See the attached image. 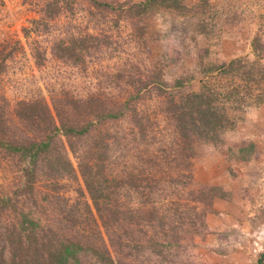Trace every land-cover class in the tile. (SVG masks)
<instances>
[{"label":"rangeland","instance_id":"obj_1","mask_svg":"<svg viewBox=\"0 0 264 264\" xmlns=\"http://www.w3.org/2000/svg\"><path fill=\"white\" fill-rule=\"evenodd\" d=\"M100 1L108 5L93 0H0V127L8 134L26 137L41 131V122L30 125L17 116L21 102L43 101L52 108L58 101L83 99L81 110L73 104L66 107H71L70 119L84 121L100 109L120 105L145 81L162 78L173 87L180 78L184 84L173 88L174 92L199 91L215 79L207 70L237 57L253 61V40L259 36L264 43V0H207L197 9L194 5L201 0H185L190 7L187 14L161 6L133 14L118 5L143 0ZM48 4H54L55 17L48 15ZM89 35L97 37L99 45L86 52L85 62L60 59L53 50L60 38ZM38 51L43 59L40 64ZM260 63L264 66V58ZM242 80L227 77L226 82L235 86L244 84ZM258 89L254 88L255 94L242 108L231 106L237 123L221 141L196 145L192 187L219 186L218 192L223 193L214 200L205 233L195 237L187 252L170 254L176 258L151 251L149 244L143 251L134 243L113 247L116 264H257L264 253V101L256 99ZM160 99L166 100L153 91L136 103L150 114ZM160 123L165 125L163 116ZM131 125L130 116L97 124L79 146L87 148L107 134L125 136L118 147L113 143L110 163L119 161L127 141L133 139ZM57 143L49 156L65 151L66 144ZM68 154L76 172L50 178L38 169L36 189L29 193L23 170L28 159L0 146V196L12 198L14 205L3 212V221H16L10 211L22 210L41 221V230L52 228L57 236L73 235L66 215L78 209L77 213L89 216L91 201L79 159L71 151ZM122 241L129 240L123 237ZM93 262L95 258L87 255L78 264Z\"/></svg>","mask_w":264,"mask_h":264},{"label":"trees","instance_id":"obj_2","mask_svg":"<svg viewBox=\"0 0 264 264\" xmlns=\"http://www.w3.org/2000/svg\"><path fill=\"white\" fill-rule=\"evenodd\" d=\"M93 1L108 5L105 1ZM204 2L207 0L195 4L194 9ZM118 6L133 14L146 13L154 6L180 14H187L190 8L185 0L130 1ZM47 11L50 17L58 14L54 4H48ZM98 45L97 37L91 35L60 38L53 50L60 59L79 64L85 62L86 52ZM253 49L256 56L253 61L237 57L207 70L206 74H213L215 79L204 83L199 91L174 92L173 88L179 89L184 84L180 78L173 87L162 78L145 81L130 91L120 105L100 109L94 118L87 117L84 121L70 119L67 114L71 107H66L73 104L81 110L85 105L83 99L63 104L58 101L52 108L43 101L21 102L17 116L30 125L41 122V131L20 137L0 127L3 133L0 146L8 153H19L28 159L23 169L25 192L35 191L38 169L50 178L76 172L68 154L71 151L79 159L78 168L91 202L87 204L89 216L77 213L78 209L66 215L65 219L72 223L73 235L57 236L52 228L41 230V221L30 212L13 210L10 213H15L16 221H3V212L14 205L12 198L0 196V264H78L87 255L95 258L93 264H116L111 249L130 247L131 243L138 251L149 244L151 251L161 254L176 252L175 256H179L187 252L195 237L205 233L215 198L223 195L218 192L219 186L192 187L196 145L202 141H221L223 134L237 123L231 106L242 108L255 94L254 88H259L258 102L264 101V85L261 86L264 66L260 63L264 43L259 36L253 40ZM36 58L39 64L43 60L39 51ZM227 77L242 78L244 84L234 86L226 82ZM153 91L166 100L160 99L153 113L146 114L136 102ZM84 115L88 116L86 111ZM126 116L132 119L133 139L127 141L122 157L116 154V158L121 157L119 161L110 163L113 143L118 147L126 140L125 136L119 139L118 134H107L98 136L87 148L79 146L97 124ZM160 116L165 125L160 123ZM58 141L66 144L65 151H59L57 157L49 156ZM241 151H246V147ZM123 237L129 241L123 242ZM259 263L264 264V253Z\"/></svg>","mask_w":264,"mask_h":264}]
</instances>
